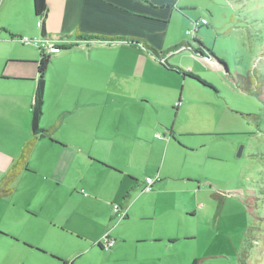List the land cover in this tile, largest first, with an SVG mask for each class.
I'll use <instances>...</instances> for the list:
<instances>
[{
    "label": "crops",
    "instance_id": "crops-1",
    "mask_svg": "<svg viewBox=\"0 0 264 264\" xmlns=\"http://www.w3.org/2000/svg\"><path fill=\"white\" fill-rule=\"evenodd\" d=\"M20 1L0 0V209H3L1 200L12 196L21 183L44 191L46 197L43 204L36 202L26 209H53L46 204L49 196L46 190L53 193L63 185L69 198L78 203L72 209L82 211H76V219L91 215L105 225L103 221L113 212L112 206L118 205L126 211V217L120 221L113 219L115 229L122 222L142 223L145 217L152 218L150 222H153L157 214L177 212L176 209L190 221L193 215L187 212L194 207V186L200 184V177L196 176L195 169L183 166V163L188 164L185 155L194 149L180 139L200 136L202 132H177L168 117L176 119L178 110L184 106L182 95L186 84L209 96L219 94L207 80L193 71L170 65L169 59L164 58L175 48L170 45L180 43L170 27L186 20L185 10H192V1L45 0L47 11L41 28L36 25L32 0H23V11L14 12ZM77 33L143 40L166 59L167 65L198 76L213 89L166 69L140 46L123 41L80 42L76 39ZM21 37H46L56 41L62 50L50 56L44 74L39 127H49V137L36 140L26 168L7 183L8 172L32 136L36 63L41 54L36 48L23 46L18 41ZM190 42H183L179 47L189 44L184 47L187 49L184 53L202 61L204 58L194 54L198 45ZM203 52L209 56L208 52ZM213 61L218 73L224 72L225 65L219 64V60ZM196 98L203 100L202 96ZM178 102L181 104L175 106ZM166 160L171 166L164 169ZM177 160L182 162L183 168ZM158 161H162L160 168ZM150 162L155 163V168L149 175L142 174V167ZM191 163L202 167L201 162ZM146 178H153L154 182L144 197ZM35 179L44 188L33 186ZM174 182H178V186L173 185ZM6 188L10 189L9 194L2 193ZM212 197L218 205L219 196ZM222 199L224 205L225 199ZM63 208L64 204L55 203V209ZM74 213L71 212L69 219ZM30 215L35 217L38 213L32 211ZM174 219L179 221L177 217ZM98 221L94 223L97 225ZM105 226L109 229L111 224ZM102 233L88 241L89 245H84L74 258L63 259L26 245L23 249L37 254L38 264H60V260L73 264L88 250L104 254L105 250L98 247L102 246ZM162 235L168 239V249L178 242L172 226ZM1 238H10L9 251L19 247L13 236L1 232L0 242H3ZM150 239L155 244L163 241L158 235ZM193 240L195 238L185 239L186 242ZM135 241L134 253L137 254L138 246L150 240L143 239L141 231ZM120 242L119 245L115 242L112 253L118 255L126 248L122 239ZM9 255L0 264H4ZM9 264L23 263L14 257Z\"/></svg>",
    "mask_w": 264,
    "mask_h": 264
},
{
    "label": "rangeland",
    "instance_id": "rangeland-1",
    "mask_svg": "<svg viewBox=\"0 0 264 264\" xmlns=\"http://www.w3.org/2000/svg\"><path fill=\"white\" fill-rule=\"evenodd\" d=\"M191 1L194 7L185 10L188 15L185 22L182 20L176 27H170L180 43L170 45L175 48L164 58L169 59L170 65L193 71L219 92L216 97L209 96L186 84L182 95L184 106L178 110L176 119L168 117L177 132H202L198 133L200 136L180 139L194 149L187 148L188 164L183 166L195 169L196 176L200 177V184L194 186V207L187 212L193 217L189 221L176 209L177 212L157 214L153 222H150L152 218L145 217L142 223L125 221L115 229L112 228L114 214L109 212L103 222L111 226L106 229V224L94 216L76 219V211H82L72 209L78 203L69 198L63 185L53 193L46 190L49 195L46 204L53 209H26L36 202L43 204L46 197L44 191L21 183L12 196L1 200L0 233L11 235L19 242L17 249L9 251L10 238H1L0 261L10 254L4 264H9L14 257L23 264H38L37 254L24 251L23 245L63 259L74 258L102 231L100 242L109 239L114 242L113 246L104 254L93 249L85 251L73 264H190L195 259L200 264H264V0ZM17 5L14 12H22L23 0ZM202 18L208 25L196 26L197 41L210 51L209 56L226 65L224 72L218 73L209 56L203 59L204 63L198 57L187 56L184 53L187 49L179 47L192 40L187 31L194 30V23ZM239 76H248L251 92L241 90L243 81ZM199 96L203 100L196 98ZM39 129L45 130L48 136L49 127ZM191 162H201L202 167ZM161 165L162 161H158L159 168ZM155 166L154 162L146 164L142 174L149 175ZM167 166L171 164L166 160L164 169ZM179 166L183 168L182 162ZM174 183L178 186V182ZM35 185L44 188L36 179ZM146 195L142 191V196ZM212 196L225 199L220 212ZM55 203L64 204L65 209H55ZM32 211L38 215L32 217ZM72 211L75 213L69 219ZM151 213L149 210L148 214ZM95 221L99 223L96 225ZM170 226L179 239L168 249V239L162 234ZM141 231L142 238L150 241L138 246L135 254V236L141 235ZM157 235L163 241L155 244L150 238ZM121 239L126 248L116 255L112 252L121 244Z\"/></svg>",
    "mask_w": 264,
    "mask_h": 264
},
{
    "label": "trees",
    "instance_id": "trees-1",
    "mask_svg": "<svg viewBox=\"0 0 264 264\" xmlns=\"http://www.w3.org/2000/svg\"><path fill=\"white\" fill-rule=\"evenodd\" d=\"M32 8L34 12V16L36 17L37 21L43 20L45 15H46V1L45 0H32ZM46 38V37H43ZM76 39L79 40L80 42H99V43H106V44H112L115 42H126L130 45H136L142 47L145 51L149 52L152 54L160 63L161 66L165 67L168 70H171L175 73L180 74L182 78H190L200 84H203L204 86L213 89L212 86H210L208 83L200 79L198 76L193 75L188 72H183L181 70H178L176 68H173L169 65H167L166 61H164L160 55L159 52L151 48L145 41L137 40V39H131L127 37H103V36H98V35H81V34H76ZM192 43L198 45V49L194 51L195 55H199L202 58L206 59V56L204 55L203 51H206L210 53L209 50H207L200 42L196 40V38H193ZM190 46L189 44H185L181 47H187ZM50 56H46L43 54H40V60L36 63L37 65V85H36V90L34 94V101L32 104V119H31V131H32V136L31 138L24 144V146L21 149V152L16 159L13 167L10 169V171L7 174V183H9L21 169L26 168L27 160L29 158V155L32 151V148L34 146V143L38 138H44L47 135V132L45 130L39 129V122L40 118L42 115V103H43V96H44V74L47 68V65L49 63ZM211 62L216 60L214 57L209 59ZM213 61V62H214ZM217 61V60H216ZM219 64L224 66L223 63H220L217 61ZM239 78L243 81L241 90L245 92H251V85L252 83L250 80L247 78H244L243 76H239ZM179 102L177 103V106H179ZM10 189H4L2 193L4 194H9ZM1 193V194H2ZM223 205V199L219 198L218 199V205H217V211L220 212L222 209ZM248 206V205H247ZM98 247L102 248L101 245H98ZM103 249V248H102ZM60 264H71L70 262L60 260ZM190 264H200V260L195 259L193 260Z\"/></svg>",
    "mask_w": 264,
    "mask_h": 264
},
{
    "label": "built area",
    "instance_id": "built-area-1",
    "mask_svg": "<svg viewBox=\"0 0 264 264\" xmlns=\"http://www.w3.org/2000/svg\"><path fill=\"white\" fill-rule=\"evenodd\" d=\"M198 24L205 26V25H207V21L205 19H201L199 22L194 23V27H195L194 30L191 29V30L187 31V35L191 36L192 39L195 38V33L197 31L196 26ZM36 25L38 28H41L42 27V21L41 20L37 21ZM18 41L22 45H29V46H32V47L38 49V51H40L41 54L46 55V56H51V55L57 54L62 50V48H60V46H58L56 41L51 40V39H47V38L29 39L28 37H21V38H18ZM158 138H161V137L158 136ZM153 182H154L153 179L146 178L143 192H149L151 190V186H152ZM112 211H113V214L115 216V219L118 221H120L126 217V211L122 210L118 205H113ZM108 240L109 239L105 240V243H102V248L104 250H108L114 244V242H111Z\"/></svg>",
    "mask_w": 264,
    "mask_h": 264
},
{
    "label": "water",
    "instance_id": "water-1",
    "mask_svg": "<svg viewBox=\"0 0 264 264\" xmlns=\"http://www.w3.org/2000/svg\"><path fill=\"white\" fill-rule=\"evenodd\" d=\"M225 70H227L226 65L224 66Z\"/></svg>",
    "mask_w": 264,
    "mask_h": 264
}]
</instances>
